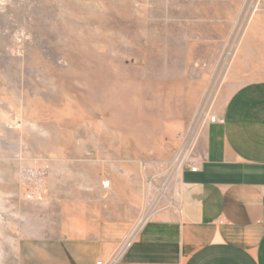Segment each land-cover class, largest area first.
I'll return each instance as SVG.
<instances>
[{
  "label": "rangeland",
  "instance_id": "rangeland-1",
  "mask_svg": "<svg viewBox=\"0 0 264 264\" xmlns=\"http://www.w3.org/2000/svg\"><path fill=\"white\" fill-rule=\"evenodd\" d=\"M261 78L264 0H0V264L84 162L136 164L139 219L161 207L207 117Z\"/></svg>",
  "mask_w": 264,
  "mask_h": 264
},
{
  "label": "crops",
  "instance_id": "crops-1",
  "mask_svg": "<svg viewBox=\"0 0 264 264\" xmlns=\"http://www.w3.org/2000/svg\"><path fill=\"white\" fill-rule=\"evenodd\" d=\"M216 115L191 157L198 170L178 166L169 200L141 219L138 166L115 162L102 176L100 159L84 162L83 183L62 189L78 196L26 230L18 264H97L116 254V264H264V78L236 88ZM91 166L98 173H86ZM91 178L98 184L86 185Z\"/></svg>",
  "mask_w": 264,
  "mask_h": 264
},
{
  "label": "built area",
  "instance_id": "built-area-1",
  "mask_svg": "<svg viewBox=\"0 0 264 264\" xmlns=\"http://www.w3.org/2000/svg\"><path fill=\"white\" fill-rule=\"evenodd\" d=\"M217 119H218V116L216 114H211V115L208 116V121H210V122H215V121H217ZM197 135H198V133H196V136L193 137V139L191 140V145H193L194 142L196 141ZM191 157H192L191 151L190 152H186L184 154V156L181 157L180 164L178 166L179 167H183V166L187 165L192 171H197L198 170V165L192 160ZM44 173L45 172L43 170H39V169L38 170L37 169L36 170H29L27 172V174L25 175V178L30 180L31 182L32 181L34 182V181H37L39 178L41 179V177L44 175ZM104 186H106V187L109 186V182H104ZM28 196L31 199H40L42 197V193H41V191H37V189L35 188V190L31 189L30 194ZM140 224L137 225L136 228H134L132 233L129 235L126 243L129 242L134 237V235L136 233V230L138 229ZM118 260H119V255L116 254L115 256L111 257L108 261H105L103 259L99 260L97 262V264H116L118 262Z\"/></svg>",
  "mask_w": 264,
  "mask_h": 264
}]
</instances>
